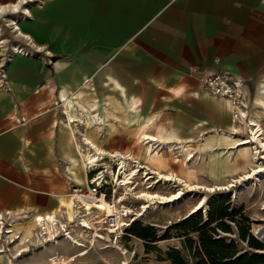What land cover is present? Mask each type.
Masks as SVG:
<instances>
[{"label":"crops","instance_id":"1","mask_svg":"<svg viewBox=\"0 0 264 264\" xmlns=\"http://www.w3.org/2000/svg\"><path fill=\"white\" fill-rule=\"evenodd\" d=\"M0 6L12 38L24 43L28 36L53 57L51 65L12 57L0 86V215L9 212L18 237L10 247L0 241V264H18L35 253L43 259L24 264H48L52 254L73 255L72 264H108L112 255L119 257L107 248L96 253L94 246L80 256L84 249L69 243L71 253L52 246L29 248L26 255L35 231L31 218L60 216L63 202L72 200L70 184L87 185L77 151L92 153L102 142L106 152L132 166L162 173L168 167L161 146L179 154L183 145L196 159L218 154L215 165L232 152L230 166L239 171V141L228 138L243 139L242 121H256L264 110L257 103L264 100V0H0ZM26 12L30 17L19 21ZM2 39L7 45L0 34ZM2 48L0 43V65ZM223 71L242 83L247 111L235 115L203 89V75ZM69 112L75 120L70 129ZM145 123L156 142L142 143L136 158L133 148L111 147L115 137L133 143L134 127ZM155 163L161 171L151 167ZM20 242L27 243L23 258L13 263L10 255ZM143 248L126 257L129 264H173L165 255L143 254Z\"/></svg>","mask_w":264,"mask_h":264},{"label":"rangeland","instance_id":"2","mask_svg":"<svg viewBox=\"0 0 264 264\" xmlns=\"http://www.w3.org/2000/svg\"><path fill=\"white\" fill-rule=\"evenodd\" d=\"M9 16L10 15L7 14L5 17H9ZM0 29H1L0 31L1 36L8 40V44L4 49L9 50L11 44L14 45H16L17 43L23 44L19 40H15L14 38H12L13 37L12 34L5 27L4 16H0ZM261 114H263V116H261L260 118L258 117L259 119L257 118L256 122L258 125H260V127L264 131V121H262V119H264V110L263 111L261 110ZM251 115L248 112V119L250 118L249 116ZM242 123L243 124L241 126V130L239 131V133H242L241 137L251 138V134H250L251 121H242ZM134 128H135V132L133 136L135 137L134 138L135 140L133 143L129 139L126 140L125 137L124 138L115 137L111 141V147L118 148V147L128 146L130 148H133V152L131 151V154L133 157L136 158L142 148V144L138 140V134L140 130L138 127H134ZM78 130L80 134L85 133V130L82 126H79ZM148 132L151 133L150 130ZM263 139H264V135L261 137V140ZM99 145L101 148L106 150L102 146V142ZM253 145L254 147H252V156L249 158V160L240 157L238 151H236L235 162L240 167L239 171L237 172H234V168H231L230 166L231 162L229 161L232 152L228 153V156L225 158V160L219 162L218 165H215L214 159L216 156H219L218 154L209 155L208 159H206L205 155L201 153L200 158L196 159L192 155L193 150L190 147H187V149L191 151V154L187 155L185 158V163L187 164L186 167L188 168V172H187L188 175L184 174L183 171L181 170L180 160L184 159L183 157L185 154L181 150L179 151L180 153L178 154L175 153V151H172L165 146H161V152L163 154V157L166 159V165L168 167L165 171L162 172V174H168V169H169L175 175L174 177L176 178L179 177L182 180H186L187 183L191 185L192 189L184 187L182 183H178L177 181H176L177 183L173 185L169 184V182L157 181L155 179L156 176L153 175L152 176L153 178L149 180V184L142 186L140 190L144 189L143 191L153 192L162 196H170L174 193H177L180 190H182L183 194L181 195V198L178 201L169 202L167 204L165 203V204L155 205L156 208H154L153 210H149L147 214H143L144 212L141 211L140 208L142 207V201L137 200L135 198L137 195L135 196L129 195L128 199L123 200L124 190L123 189L116 190L115 187L116 183H114L112 177L107 175L104 178L105 183H107V187H104V189H102V192L106 193L107 198L112 199L113 203L115 202L118 206L122 204L121 206L127 207L130 209V211H132V215H129L127 219L122 218L123 222L130 221L131 224L133 223L138 224L140 229H146V228L151 229L149 233H153L156 236L157 242L144 241L135 236L128 238L126 237L127 229L124 230V228H122V231H124V236H122L121 238L119 237V234L121 233L120 230L117 231L115 237L110 235V241L101 240V239L94 240L93 246L95 247L96 253L100 252L101 248L111 249L120 253L118 249H115V243H117L116 247L119 246V248L121 249H124L125 247L129 248L131 246V248L128 249L129 251L127 249L125 250V254L123 255L121 253L119 254V257H121L122 259H120L118 263L121 264V262H123V264H129L126 257L129 258L131 256L130 255L131 252L135 253L136 249L140 251V247L141 245H143L144 247L143 254H149V255L162 254L167 256L166 254L169 251H175L178 253L179 257L187 263H191V262L194 263L196 261H199L200 251L197 248L198 234L192 233L184 228H181L180 225L188 218L195 217V215L197 214H200V220L202 224L206 222L207 209L204 210L202 208L195 213H191V210L195 206L199 205L201 201L204 199V197L206 198L204 199L202 206L206 208H208L209 204L213 200L222 199V198L229 199L232 204V207L235 209L243 207L244 208L243 213L235 216V221H238L241 224V226L245 227L248 225L245 218L248 219L249 227H250L249 232L256 239H258L264 246V159H262L263 148L260 146L258 142L253 143ZM202 148L199 147V150H195V151H200V149ZM145 149L146 147L144 145L143 152H145ZM77 152H78L77 156L81 163L82 158L80 157V153L82 154L84 152L83 151L82 152L77 151ZM104 162H106L107 166L112 167L113 172L115 171L117 173L118 166L114 162H112L110 159H107ZM259 166H261V168H258ZM151 167L155 170L161 171L160 165L158 163L151 165ZM145 169H146L145 167H141L140 169L141 172L139 173V175L134 177V179L132 180L134 183L142 182L144 176L143 171ZM102 170H96L94 174L96 173L97 175ZM213 170L217 171L216 179H214L213 176L210 175V173ZM203 171L205 172V177L203 176L201 177L199 175V173ZM96 175L94 179L96 178ZM227 184H229L230 186L228 185L227 187L226 186ZM208 188H211V191H206ZM112 189L114 190V192L112 191ZM67 194H68L67 198L70 196V194H72L71 188L68 189ZM75 205L77 204L75 203ZM86 205H90V203H86ZM68 206L69 207L65 205L64 208H72L74 207V204H69ZM119 210L121 212L122 209ZM62 212H64V209L63 211H61L60 216L63 215ZM69 213H70V221L72 222L74 221V215L71 214V211H69ZM135 214H139V215L143 214V215L136 217ZM7 222L8 220L5 221V224ZM227 223L231 229V234L218 231V237L225 239L227 243H229L230 241H235L237 250H239L238 255H241L242 253L264 255V251L251 249L247 246L246 243L240 241L236 235L235 224L229 221H227ZM31 225L33 226L32 222ZM18 229L19 227H16L14 232H16ZM92 230H97V229L96 227L94 228L93 226ZM76 231L77 233H72V236L75 237V239H77L78 241L84 243H85V239L80 237V233H82L84 236L85 234L90 236L91 233V232L84 233L81 230H76ZM34 233H37L36 230L33 232V234ZM98 233L106 237L105 230H102V232H98ZM188 239L193 240V245L191 249H189L187 246ZM4 240H6V242L9 243L8 244L9 247L13 246V242H11L12 239L10 238L5 239L3 237L0 239V241H4ZM90 240L92 241L93 239ZM16 241L17 240L15 239L14 242ZM67 243H68L67 241L61 240L59 244L55 246V249L59 253L73 252L74 251L73 248H70L72 246L69 243L70 247H68ZM19 244H22L21 247H19ZM19 244L16 245L17 249L15 250V252H13V256L10 255V253L8 252L13 263L20 260V258H23L22 256H20V249H23V246L27 245L26 242L24 244L20 242ZM28 246H29L28 249H26L28 250L26 255L29 254L31 255L32 251L30 252V249H33V251L35 250L37 252V250L40 248V242H38V239L33 235V239L29 240ZM70 256L73 255H69L68 257L62 256L59 262H55L53 264H72L73 261L70 262L68 261V258ZM117 257H118L117 255H112V258L109 260L108 264H116L113 258H117ZM31 258H36L38 262L41 261V259H43V257L40 256L39 253L38 254L35 253L31 257H27L23 259V261H21L18 264H24V261Z\"/></svg>","mask_w":264,"mask_h":264},{"label":"bare ground","instance_id":"3","mask_svg":"<svg viewBox=\"0 0 264 264\" xmlns=\"http://www.w3.org/2000/svg\"><path fill=\"white\" fill-rule=\"evenodd\" d=\"M1 8V6H0ZM16 8V7H15ZM11 27H16L15 22L10 20L9 21ZM6 43L7 41L5 39L1 40V46L3 48H6ZM14 46L15 45H11ZM18 50V47H16ZM260 107L264 109V100L258 99L257 102ZM261 108V109H262ZM67 109V108H66ZM263 111V110H262ZM66 113V112H65ZM263 115V114H262ZM72 115L69 112L67 116V123L65 122V126L70 129V125L75 122L72 119ZM98 123L97 125L101 124V121H94ZM70 124V125H69ZM91 124V123H90ZM89 125V124H88ZM87 125V127H88ZM91 126V125H90ZM251 138H243L241 140H235L228 138L232 141H239V147L237 149L239 156L249 160V158L252 156V147H254L253 143L258 142L260 146L263 148V158L264 159V139L261 140V137L264 135V131L260 127V125L257 124L256 121H251ZM147 128V124L145 123L142 125L138 134V140L142 144H146V142H156V139L154 136L150 135L149 133H146L145 130ZM241 129V128H240ZM236 130V129H235ZM233 133H235L233 131ZM230 136V135H229ZM222 136H219L218 138H221ZM86 139V138H85ZM144 140H146L144 142ZM88 141V140H87ZM201 141V140H200ZM219 143V142H218ZM232 143V142H231ZM92 146V144H90ZM178 145V144H177ZM204 146V145H203ZM175 147V146H174ZM178 147V146H177ZM202 147V146H200ZM93 152H88L87 150H83L84 153H80V157L82 158V162L80 163L79 158H78V163L79 166L82 167L84 173L87 175V169L90 168L92 169V172H96V170H102L100 173L96 175V173L93 176V179L96 175V178L93 180V183H98L100 185L102 182H105L104 178L108 175L113 178L114 183H116V190L118 189H123L124 190V197L123 200L128 199L129 195H137L135 198L137 200L142 201V207L140 208L141 211H143V214H147L149 210H153L156 208L155 205L158 204H167L169 202L173 201H178L181 198V195L183 194L182 190L178 191L177 193H174L170 196H162L153 192H147L140 190L142 186L148 185L149 180L153 178L152 176L155 175V179L157 181H163V182H169V184H175V183H182L184 187L186 188H191V185L187 183L186 180H182L179 177H174L175 175L173 174L172 171L168 169V174H162L160 172H154V171H149L147 168L143 171V180L142 182H137L134 183L132 180L134 177L138 176L139 173L141 172V166H138L137 164L135 166H132L129 164L128 160H125V158L117 155H112L105 150H103L101 147L98 145H93ZM78 149V147H77ZM179 149L185 154L184 159L180 160L181 161V170L183 171L184 174L188 175V168L186 167L187 164L185 163V158L187 155L191 154V151L187 149V147H184L181 145ZM192 156V155H191ZM190 156V157H191ZM110 159L112 162H114L118 166L117 173L112 171L111 166H107L104 160ZM114 164V165H115ZM258 168H261L259 166ZM235 172V171H234ZM170 173V174H169ZM255 174V173H254ZM211 176H213L214 179L217 177V171L213 170L210 173ZM88 178V175H87ZM90 178H88L89 183ZM177 181V182H176ZM218 182V181H217ZM178 185V184H177ZM229 184L226 186L228 187ZM87 186V185H86ZM230 186V185H229ZM232 186V185H231ZM114 187V188H115ZM180 187V186H179ZM147 189V187H146ZM149 190V188H148ZM206 191H211V188H208ZM114 192V190H113ZM114 194V193H113ZM73 200L75 201V197L73 194L70 195ZM206 197H204L205 199ZM204 199L201 201V203L197 206H195L192 210L191 213L197 212L199 209H204L206 210L207 208L202 206ZM73 200H69L68 202H63L64 205H67L69 207V204H74V207L72 208H64L66 209L65 212H62L63 219H61L58 215L55 213L49 214V215H43V216H33L31 218V222L36 230L37 233H34L33 235L38 239V242H40V248L41 250H45L48 247L52 246H57L60 241H57L58 236H60L61 232L64 231L66 234H68V239H70L71 242H73L75 245H81L82 242L78 241L75 239V237L72 236V233H77L76 230H81L82 232H91L92 228L96 227L97 230H105L106 231V237L102 236L98 238L101 240H106L110 241V234L108 233H113L114 235L117 234V231L121 230L122 233V228L125 226L123 222V219H127L129 215H132V211H130L129 208L124 207V206H118L115 202L113 205L109 206L110 204L104 200L103 198L100 199V202H98L95 206H90L86 205L85 210H80L77 205H75L76 201L74 202ZM107 204V205H106ZM170 206V205H169ZM93 208V209H92ZM119 209H122L121 212ZM74 215V221H70V213ZM143 214H135V216H142ZM9 212H6L3 216L0 215V239L3 237L5 239H12L16 238L18 240L17 235L13 234V225L16 223L14 220H11L8 218ZM123 218V219H122ZM8 222L5 224V221ZM114 223L111 225L110 223ZM130 225V224H129ZM112 226H117L116 228ZM117 229V230H115ZM87 236V235H86ZM6 242V240H4ZM65 241V240H64ZM48 242H51V244H47ZM105 242V241H104ZM56 245H55V244ZM117 243H115V249H118L120 253L123 255L125 254V249L119 248L117 246ZM85 250V249H84ZM87 252L81 253L80 256L86 255ZM74 258V257H73ZM72 260V259H71Z\"/></svg>","mask_w":264,"mask_h":264},{"label":"trees","instance_id":"4","mask_svg":"<svg viewBox=\"0 0 264 264\" xmlns=\"http://www.w3.org/2000/svg\"><path fill=\"white\" fill-rule=\"evenodd\" d=\"M243 211V207L233 208L227 198L215 199L207 208L205 223L202 224L200 214L185 220L180 227L198 234L197 248L200 251L199 261L190 264H264V255L248 253L238 255L239 250H237L235 241L227 243L225 239L218 237V231L231 234V229L227 223L229 221L235 224L236 235L240 241L246 243L251 249L264 251L263 244L249 232V220L245 218L248 223L245 227L235 221V216L242 214ZM150 231L149 228L140 229L139 225L134 223L127 228L129 235L144 241L157 242L156 236L149 233ZM192 245L193 240L188 239V248L191 249ZM166 255L173 264H187L175 251H169Z\"/></svg>","mask_w":264,"mask_h":264},{"label":"built area","instance_id":"5","mask_svg":"<svg viewBox=\"0 0 264 264\" xmlns=\"http://www.w3.org/2000/svg\"><path fill=\"white\" fill-rule=\"evenodd\" d=\"M29 17L30 16L26 12L18 19L20 21L23 18L26 19ZM22 38L24 41L23 44L17 43L15 47L10 45L9 50L4 49L1 46L3 50V56H1V59H4L3 60L4 63L0 65V86L4 85L6 66L11 61L12 57L16 55H21L23 57L37 58L40 61H42L45 65H51L53 62V57L49 55V52H47L44 49H41L40 47L36 48L31 43V40L29 39L28 36H23ZM16 47H18V50L16 49ZM201 84L203 89L206 91L208 95L224 103L225 107L231 113L237 115L239 110H243V109L246 110L245 97L242 92V83L239 80H236L229 72L223 71V72L209 73L203 75L201 78ZM87 175L90 178V180L86 187H78L76 185L70 184L71 192L75 197L77 207H79L80 210H85L86 203H90V206H95L98 202H100L101 198L106 200L110 205H113V200L108 199L106 193L102 192V189H104V187H107V183L102 182L100 185H98V183H93L94 172H92L90 168L87 169ZM110 224L113 225L114 223L111 222ZM122 224L125 225L121 227L124 228V230L129 228V226L131 225L130 221L128 222L124 221V223ZM112 227L116 228L117 226H112ZM98 232H102V230H92L90 236L91 238H93V240L92 241L87 240L85 243L82 242L80 246L75 245L73 242H71L70 239H68L67 237L68 234H66L64 231H62L60 236H58L57 241L65 240L75 248H83L85 250L82 251L81 253H84L87 252L88 249L93 247L94 240L101 237L102 234L100 235V233ZM108 234L115 237L113 233H108ZM86 235L87 234H85L84 236L82 233H80L81 238L83 237L86 238ZM122 236H124V231H122V233L119 234L120 238ZM15 239L16 238H14V240ZM47 244H51V242H48ZM61 258H62L61 255L52 254L47 258V263L53 264L55 262H59ZM121 263L123 264V262Z\"/></svg>","mask_w":264,"mask_h":264}]
</instances>
